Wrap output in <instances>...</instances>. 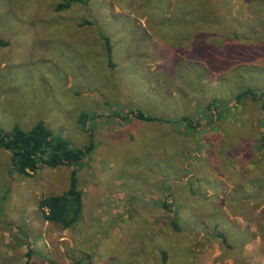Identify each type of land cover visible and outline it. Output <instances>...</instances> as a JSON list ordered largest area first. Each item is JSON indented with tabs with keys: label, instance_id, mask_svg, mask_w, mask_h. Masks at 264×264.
<instances>
[{
	"label": "rangeland",
	"instance_id": "obj_1",
	"mask_svg": "<svg viewBox=\"0 0 264 264\" xmlns=\"http://www.w3.org/2000/svg\"><path fill=\"white\" fill-rule=\"evenodd\" d=\"M62 3L0 0V129L93 150L25 176L0 149V264H264V113L235 101L264 91V0ZM72 171L62 229L38 203Z\"/></svg>",
	"mask_w": 264,
	"mask_h": 264
},
{
	"label": "trees",
	"instance_id": "obj_2",
	"mask_svg": "<svg viewBox=\"0 0 264 264\" xmlns=\"http://www.w3.org/2000/svg\"><path fill=\"white\" fill-rule=\"evenodd\" d=\"M62 1L63 3L59 4L56 10L67 9L73 1L82 2V0ZM234 36L237 37L235 34ZM5 46L7 42L0 39V48ZM107 52L110 55L109 47ZM244 99L258 103L260 110L264 113V91L245 90L236 96L235 101L241 103ZM216 104L222 103L214 102L210 107ZM132 117L145 122L164 121L140 111ZM80 121L81 123L86 121L85 114L80 115ZM179 122L184 124L185 129L193 130L199 126L185 117L180 118ZM0 149L10 155L12 169L20 175L27 176L43 166L48 168L79 166L92 152L93 144L90 142L81 148L72 147L68 140L53 134L42 122H37L29 130H23L18 125H14L9 131L0 129ZM38 208L43 211L46 221L55 223L62 229L72 227L81 216V194L77 186L76 172H71L66 191L57 196L42 198ZM172 228L175 231L179 230L175 222L172 223Z\"/></svg>",
	"mask_w": 264,
	"mask_h": 264
}]
</instances>
